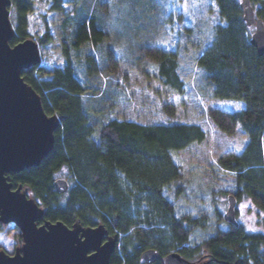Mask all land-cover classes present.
<instances>
[{
    "label": "trees",
    "instance_id": "16d2710c",
    "mask_svg": "<svg viewBox=\"0 0 264 264\" xmlns=\"http://www.w3.org/2000/svg\"><path fill=\"white\" fill-rule=\"evenodd\" d=\"M66 0H50L51 10H61ZM241 0H216L224 23L216 26L215 37L202 52L198 64L213 86L214 97L240 100L245 107L238 111L219 108L208 114L221 131L235 133L238 125L249 141L241 154L222 156L219 164L234 173L231 192L237 201L250 198L262 211L264 227V55L251 43V27L244 20ZM257 18L264 21V0H250ZM17 27L10 44L28 36L29 14L34 0H12ZM49 30L38 39L50 42ZM106 30L95 16L63 23V50L67 64L45 78L39 66L22 70L25 81L41 96L47 114L62 116L55 132L53 150L38 165L11 174L14 187L29 188L45 209L43 221H62L72 226L103 223L113 235H122V243L111 256V264H143L141 252L153 248L161 256L177 249L184 257L208 260L209 264H264V230L248 231L241 223H228L217 229L201 244L189 246L197 229H205L209 216L180 214L174 200L183 187V169L172 157L174 150L205 138L196 124L172 123L145 125L112 119L97 127V119L84 103V85L78 77L71 54L85 44L105 45ZM158 63L165 84L182 89L177 54L162 46L145 48ZM108 70L119 66L117 53L106 52ZM89 75L98 72L97 57H83ZM169 116L174 108L165 107ZM68 168L69 189H55V174ZM41 221V222H43ZM4 225L0 223V231ZM19 241H22L21 235Z\"/></svg>",
    "mask_w": 264,
    "mask_h": 264
},
{
    "label": "rangeland",
    "instance_id": "374dc122",
    "mask_svg": "<svg viewBox=\"0 0 264 264\" xmlns=\"http://www.w3.org/2000/svg\"><path fill=\"white\" fill-rule=\"evenodd\" d=\"M50 4V0H34L25 37L38 41L49 30L50 42L41 45L38 41L39 73L49 78L55 68H63L68 62L62 42L64 22L72 24L84 17H97L106 30L105 45L85 44L71 54L84 85L85 106L97 119V127L112 119L145 125H199L205 132L204 140L172 152L174 161L183 169L179 183L182 194L175 199L169 189L173 191L176 185L166 188L165 193L176 202L180 214L209 216L207 227L192 233L189 246L201 244L219 228H228L229 222L223 215L232 194L228 191L234 188V173L223 168L219 160L231 153L241 154L249 138L240 125L234 134L224 133L208 114L214 108L238 111L245 107L240 100L214 97L213 86L198 64L200 55L215 37L216 26L224 23L216 0H66L61 10H51ZM10 12L16 28L14 6ZM254 30L252 26L251 32ZM151 46H162L177 54L178 71L184 81L182 89L165 84L158 63L145 53V48ZM109 48L119 57L114 73L106 64ZM89 53L97 57L98 72L93 75L87 73L83 63V57ZM167 105L174 108L173 116L166 112ZM55 177L68 180V168L59 170ZM262 217V211L250 198L237 201L236 218L248 231H263ZM20 235L14 223L4 225L0 231V249L14 254L23 243L19 241ZM116 235L120 245L122 235ZM199 257L192 260L202 261Z\"/></svg>",
    "mask_w": 264,
    "mask_h": 264
},
{
    "label": "water",
    "instance_id": "95a60500",
    "mask_svg": "<svg viewBox=\"0 0 264 264\" xmlns=\"http://www.w3.org/2000/svg\"><path fill=\"white\" fill-rule=\"evenodd\" d=\"M240 4L246 24L255 28L251 43L264 55V21L256 17L250 0ZM11 6L12 0H0V223H14L23 243L14 254L0 249V264H111L118 237L103 223L69 226L62 221H43L45 209L28 195L29 188L14 187L11 174L38 166L53 150L63 117L47 114L41 96L22 76V70L41 62V52L33 38L10 44L16 34ZM54 185L59 193L69 189L65 178H56ZM228 199L223 218L238 224L236 197L230 194ZM141 259L146 264H209L208 260L188 259L178 250L161 256L153 248L143 250Z\"/></svg>",
    "mask_w": 264,
    "mask_h": 264
},
{
    "label": "flooded vegetation",
    "instance_id": "af4514ba",
    "mask_svg": "<svg viewBox=\"0 0 264 264\" xmlns=\"http://www.w3.org/2000/svg\"><path fill=\"white\" fill-rule=\"evenodd\" d=\"M143 261V260H142ZM144 262V261H143ZM146 264V263H145ZM153 264H161V262L160 261H157V262H155V263H153Z\"/></svg>",
    "mask_w": 264,
    "mask_h": 264
}]
</instances>
